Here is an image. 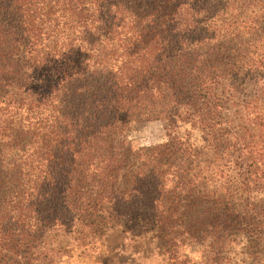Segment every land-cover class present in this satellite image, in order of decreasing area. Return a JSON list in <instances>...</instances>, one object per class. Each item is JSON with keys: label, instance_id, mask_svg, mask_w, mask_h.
Wrapping results in <instances>:
<instances>
[{"label": "trees", "instance_id": "1", "mask_svg": "<svg viewBox=\"0 0 264 264\" xmlns=\"http://www.w3.org/2000/svg\"><path fill=\"white\" fill-rule=\"evenodd\" d=\"M234 109L264 118V0H0V264L117 229L144 264H264ZM152 121L165 140L137 148Z\"/></svg>", "mask_w": 264, "mask_h": 264}, {"label": "rangeland", "instance_id": "2", "mask_svg": "<svg viewBox=\"0 0 264 264\" xmlns=\"http://www.w3.org/2000/svg\"><path fill=\"white\" fill-rule=\"evenodd\" d=\"M226 115L235 126L242 124L246 137L252 145L253 142L258 143L259 160L261 166L264 167V118L256 120L254 113H247L243 109L228 111ZM136 129L131 139L137 148L151 146L165 140V132L160 121L143 123ZM186 129L191 131L190 126L185 125L180 128V132L184 133ZM191 132L192 141L201 145L200 131ZM255 196L256 200L264 203L263 191L255 193ZM146 242L147 240L139 238L133 240L131 233L120 229L105 232L104 236L99 238L92 236L83 245L66 237L62 244L68 253L62 255L56 264H144L145 260L142 256L145 255V251L154 250L153 245L144 244Z\"/></svg>", "mask_w": 264, "mask_h": 264}]
</instances>
